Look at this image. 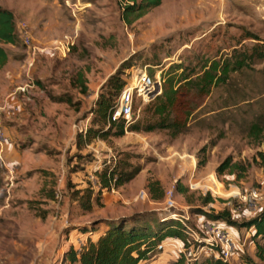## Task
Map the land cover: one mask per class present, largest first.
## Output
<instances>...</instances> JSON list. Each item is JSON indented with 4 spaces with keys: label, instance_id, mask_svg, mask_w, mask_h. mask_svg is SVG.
Returning a JSON list of instances; mask_svg holds the SVG:
<instances>
[{
    "label": "rangeland",
    "instance_id": "374dc122",
    "mask_svg": "<svg viewBox=\"0 0 264 264\" xmlns=\"http://www.w3.org/2000/svg\"><path fill=\"white\" fill-rule=\"evenodd\" d=\"M124 3L0 0V6L13 12L16 31L19 21L28 25L34 44L52 47L64 35H76L68 51L39 53L36 61L31 89L41 90L42 100L21 124L27 136L19 142L24 156L13 178L16 187L5 184L9 179L0 170V264H64L61 254L84 239L83 230L100 226L105 219L144 213L152 227L156 225L152 219L161 216L179 223L181 219L190 227L189 238L196 246L195 239L206 236L204 223L211 220L199 210L216 214L228 209L231 214L223 203L237 189L261 188L264 195V169L253 162L257 151L264 149V59L255 57L249 67L230 72L225 83L213 86L206 95L183 88L175 114L185 126L176 135L170 129H154L126 131L119 137L94 136L90 141L82 135L79 140L82 120L87 119V128L94 130L110 126L108 121L99 122L98 97L112 96L115 101L114 83H127L133 69L146 66L153 76L181 63L186 72L199 73L209 59L264 45V0H161L130 24L122 17ZM4 47L12 68L21 70L14 81L25 80L30 49L20 36ZM7 70H0V106L12 82ZM60 97L68 101L61 102ZM146 104L134 121H144ZM139 105L136 97L134 106ZM227 159L229 166L217 173ZM235 163L246 170L235 168ZM95 165L97 172L112 165L139 171L114 192H101L96 203ZM148 180L159 181L165 192L161 200L150 198ZM177 181L186 187L185 195L175 190ZM216 184L225 194L211 192ZM87 187L93 191L90 209L82 205ZM208 194L215 199L213 209L201 203ZM233 228H238V238L245 244L236 248L237 258L229 263L244 264L241 257L248 255L264 264L254 256L252 228ZM179 253L164 244L138 264H171ZM186 253L191 258V250Z\"/></svg>",
    "mask_w": 264,
    "mask_h": 264
},
{
    "label": "trees",
    "instance_id": "16d2710c",
    "mask_svg": "<svg viewBox=\"0 0 264 264\" xmlns=\"http://www.w3.org/2000/svg\"><path fill=\"white\" fill-rule=\"evenodd\" d=\"M124 2L122 17L127 24H130L134 18L142 15L147 9L158 6L161 0H124ZM18 36L13 12L0 6V68L5 65L9 58V53L4 44H15L18 41ZM255 57L260 60L264 59V45H253L250 51L234 50L231 56L222 59H209L202 65L199 73L186 72L181 63H172L167 69H162L161 71L162 92L146 104L144 108V116L146 117L143 122L133 121L125 126L124 121L118 119L110 123L107 129L99 128L94 130L87 128L84 135L78 134L79 140L82 135L87 137L86 141H90L94 136L102 138L108 136L119 137L126 131H152L154 129H170L171 133L176 135L185 126V120L178 118L175 114L178 107L181 106V96L184 94L182 93L183 88L186 87L188 90L195 89L198 94L206 95L213 86L225 83L230 72L249 67ZM109 80L111 79L109 78ZM124 84L125 82L118 83L117 81L114 83V95L120 92ZM111 97L102 98L101 95L98 97L96 114L99 122L103 125L108 121L109 115L114 108L115 101ZM58 100L61 102L68 101V99L61 97ZM188 113L189 111H184L185 115H188ZM200 162H197V167L201 164ZM253 162L264 169V149L257 151ZM229 164L230 161L227 159L217 168V173H220ZM234 167L242 171L247 168L237 163H235ZM117 168L116 165L106 166L100 172H95L98 177V190L94 197L96 203L99 202L101 192L110 189V181L112 179H114V186L120 187L130 181L139 171L137 168L130 171L118 170ZM146 188L152 200L159 201L165 195L157 180H148ZM175 190L183 195L187 193L186 187L182 186L180 181H177ZM92 193V188L87 187L81 195L84 197L82 205L86 209L91 208ZM212 200L213 198L209 194L201 197L203 205ZM198 212L209 219L224 221L228 226L252 228L251 239L254 243V256L258 260L264 261V209L246 221L232 219L228 209L216 214L202 210ZM144 214L105 219L100 222V226L97 223L90 229L83 230L81 233L85 236L84 239H79L75 245L70 246L68 250L61 254L60 258L64 264H138L139 261L152 256L157 245L167 238L179 239L183 248L193 244L185 231V226L178 221L167 217V215L161 216L158 219H152L156 224L152 227L145 221ZM241 258L244 264H257L248 255ZM171 264L189 263L185 255L180 252ZM191 264L230 263L221 258L203 257L192 261Z\"/></svg>",
    "mask_w": 264,
    "mask_h": 264
},
{
    "label": "built area",
    "instance_id": "2783aa9c",
    "mask_svg": "<svg viewBox=\"0 0 264 264\" xmlns=\"http://www.w3.org/2000/svg\"><path fill=\"white\" fill-rule=\"evenodd\" d=\"M18 35L23 40V43L28 48H33V39L28 25L24 21H19L17 24ZM76 35L67 34L61 39L55 40L53 45L57 50L63 52L68 51L69 46L74 44ZM35 50V49H34ZM34 87L32 81H27L26 83L16 85L12 94L23 95L24 100L29 99L28 93L31 88ZM162 92V79L160 73H156L151 76L146 70V66L142 68H135L131 72L130 79L125 83L115 100L114 108L111 111L108 124L122 119L125 126L129 125L134 121L135 115L139 111L141 105L148 103L150 100L154 99L157 95ZM140 99V105L136 108L135 99ZM18 111L17 106L8 105L3 103L0 106V112H16ZM87 127H79V132L83 135L85 134ZM8 137L3 133L1 123H0V165L5 167V162L2 157V145L8 142ZM111 157L107 159V163L110 164ZM99 169L98 165L94 166L93 173ZM90 173V178H94V174ZM224 189V188H223ZM110 191H115L114 179L110 181ZM229 192V191H228ZM227 192V193H228ZM215 200V199H214ZM214 200L208 202V207L214 208ZM224 205L230 207L231 218L237 221H246L254 217L258 212L264 209V195L261 188H249L241 192L237 189L226 198ZM182 225L185 226V231L188 235L191 234V229L187 226L181 219H179ZM221 220H207L204 223V229L206 236L197 237L195 240L197 242L196 246L189 245L187 248H183L181 252L189 261H194L200 257H214L221 258L224 261H230L234 258L237 245L243 246L245 244V239L240 242L234 234L229 230V226L224 224ZM251 229V228H250ZM248 234V233H247ZM177 239V238H175ZM167 239L161 241L158 245V249H163L164 244L167 243ZM187 249L191 250V258L187 256Z\"/></svg>",
    "mask_w": 264,
    "mask_h": 264
},
{
    "label": "crops",
    "instance_id": "0c3cea01",
    "mask_svg": "<svg viewBox=\"0 0 264 264\" xmlns=\"http://www.w3.org/2000/svg\"><path fill=\"white\" fill-rule=\"evenodd\" d=\"M6 45L7 44H4V46H6ZM9 45H11V44H9ZM33 48L35 50L32 48H28V50L30 49V51H31V56L28 54L27 63H26L27 65L24 66L25 68L23 69L24 75H25V80L17 81V82L14 81L17 78V76H19V73L21 72V70L12 68V61L13 60L11 59L10 55H9V58H8L7 62L5 63V65L2 68H0V70L1 69H8L7 71L11 72V73L7 72V74H6V76L12 82L10 83V86L8 88V95H7V97H5L4 103L18 107V111H16V112H7V113L0 112L1 127L3 130V133L9 139V141L5 142L1 147L2 157H3L4 162H5V167H2L0 165V168H1L0 170L2 171L3 176L5 175L9 179V181H5V184L10 185V189H12L11 187H13V186L16 187V184H18V182L15 181L13 178L16 174H18L20 172V170H19L20 168L17 167V164H18L19 160L22 159V157L24 156V151L21 150L23 148L20 147L22 145H19L20 144L19 142H23L25 140L24 138L27 136L26 135L27 132H26V130H23L21 128L22 127L21 124L24 121L23 119L26 120L28 118V116H30V113H34L37 110V108L39 107L38 106L39 102L42 100V91L41 90L39 93H36L32 89H30L29 93H28L29 99H27V101L24 100L23 95L12 94V90L16 85L26 83L27 81H32L34 83V79H33L34 75L33 74H34V71L36 68V61H37V59H39V56H38L39 53L47 54L48 52L50 53L49 50H54L55 53L59 52V50H57L54 47V45L52 47H51V45H43L42 46V45L34 44V42H33ZM60 52H63V51H60ZM28 53H29V51H28ZM63 54H65V53H63ZM36 86L39 87L37 84H36ZM36 94L39 95L38 98H35ZM47 99H48V97H47ZM52 103H56V102H52ZM58 103H60V102H58ZM82 121H83L82 125L87 127L88 123H85V121L88 122L87 119L85 121L84 120H82ZM76 126L78 127L79 125L77 124L73 127L74 131H75V129H77ZM79 127L77 129L78 131H79ZM86 146L90 147L91 145L86 144ZM22 176H25V173H23ZM229 230L231 231L232 234L235 235V237L240 242L243 241V240L241 241L238 238V232H239L238 228H233V226H229ZM166 241H167V243H166L167 246L171 247V249H176L177 251L181 252L182 243L179 239L167 238ZM237 248L240 249L241 246L237 245ZM234 257H235V259L237 258V253L235 254Z\"/></svg>",
    "mask_w": 264,
    "mask_h": 264
},
{
    "label": "bare ground",
    "instance_id": "6f19581e",
    "mask_svg": "<svg viewBox=\"0 0 264 264\" xmlns=\"http://www.w3.org/2000/svg\"><path fill=\"white\" fill-rule=\"evenodd\" d=\"M210 190H211V192H213L214 194H219V195H221V194H225V193L223 192L222 188H220V185H219V184H216V186L213 185L212 188H211Z\"/></svg>",
    "mask_w": 264,
    "mask_h": 264
}]
</instances>
